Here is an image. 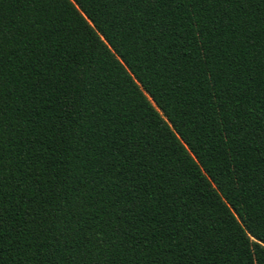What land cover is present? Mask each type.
I'll list each match as a JSON object with an SVG mask.
<instances>
[{
    "label": "trees",
    "instance_id": "1",
    "mask_svg": "<svg viewBox=\"0 0 264 264\" xmlns=\"http://www.w3.org/2000/svg\"><path fill=\"white\" fill-rule=\"evenodd\" d=\"M264 0H0V264H258Z\"/></svg>",
    "mask_w": 264,
    "mask_h": 264
},
{
    "label": "snow or ice",
    "instance_id": "2",
    "mask_svg": "<svg viewBox=\"0 0 264 264\" xmlns=\"http://www.w3.org/2000/svg\"><path fill=\"white\" fill-rule=\"evenodd\" d=\"M257 261L258 264H264V258H262L260 255H257Z\"/></svg>",
    "mask_w": 264,
    "mask_h": 264
}]
</instances>
